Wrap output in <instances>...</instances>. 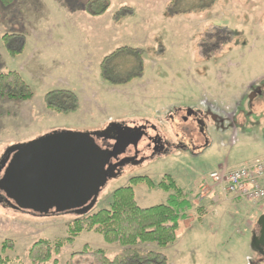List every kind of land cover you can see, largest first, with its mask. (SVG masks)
Segmentation results:
<instances>
[{
  "label": "rangeland",
  "instance_id": "rangeland-1",
  "mask_svg": "<svg viewBox=\"0 0 264 264\" xmlns=\"http://www.w3.org/2000/svg\"><path fill=\"white\" fill-rule=\"evenodd\" d=\"M88 1L14 0L0 7V73H19L32 92L25 101L0 97V159L8 148L54 131L157 125L165 153L122 166L87 214L109 208L113 192L126 186L140 207L168 204L169 193L158 184L171 176L192 208L176 242L159 250L168 264H264L252 248L264 201H236L209 177L264 160V0H215L203 13L176 15L168 13L171 0H110L102 17L85 12ZM125 46L141 50L142 76L110 85L100 63ZM54 90L73 92L78 111L46 108L44 97ZM256 91L262 94L251 97ZM188 110L201 115L184 127ZM136 177L155 186L131 183ZM81 217L0 204V258L31 264L27 255L36 241L65 238ZM8 241L13 248L2 250ZM84 248L103 249L110 258L119 251L101 235L83 232L47 264H90Z\"/></svg>",
  "mask_w": 264,
  "mask_h": 264
},
{
  "label": "trees",
  "instance_id": "trees-1",
  "mask_svg": "<svg viewBox=\"0 0 264 264\" xmlns=\"http://www.w3.org/2000/svg\"><path fill=\"white\" fill-rule=\"evenodd\" d=\"M214 2L215 0H171L168 13H203L212 8ZM13 3L14 0H0V7H9ZM110 5V0H89L84 8L89 16L101 17L107 13ZM15 37L20 38L16 35H5L3 39L9 41ZM143 62L141 50L121 47L101 61V76L110 85L124 86L142 76ZM31 96L30 87L19 73H0L2 99L25 101ZM44 103L46 108L58 114L75 113L79 109L78 97L68 90L48 92ZM7 152L6 150L0 159V167ZM143 182L155 186L147 177L131 179L133 184ZM158 187L169 193L168 204L143 208L138 205L132 186L119 188L113 192L109 208L75 219L67 226L65 238L36 241L28 251V261L31 264H47L64 247L72 245L81 233L93 232L101 235L109 245L118 247L119 251L110 258L103 249L84 248L81 253L91 257L90 264H168L167 256L159 250L176 242L180 223L189 218L188 211L192 204L171 176H166ZM8 242L2 246V250L13 248L12 242ZM146 246H153L155 249ZM53 262L56 263L57 260L54 259ZM0 264H17V261L4 257L0 258Z\"/></svg>",
  "mask_w": 264,
  "mask_h": 264
},
{
  "label": "water",
  "instance_id": "water-1",
  "mask_svg": "<svg viewBox=\"0 0 264 264\" xmlns=\"http://www.w3.org/2000/svg\"><path fill=\"white\" fill-rule=\"evenodd\" d=\"M138 131L112 123L97 132L54 131L7 149L0 167V202L37 215L87 214L106 183L120 174L111 166L119 155L139 154ZM112 140L106 150L97 140ZM252 248L264 258V214L257 220Z\"/></svg>",
  "mask_w": 264,
  "mask_h": 264
},
{
  "label": "built area",
  "instance_id": "built-area-1",
  "mask_svg": "<svg viewBox=\"0 0 264 264\" xmlns=\"http://www.w3.org/2000/svg\"><path fill=\"white\" fill-rule=\"evenodd\" d=\"M211 181L221 185L227 194L253 205L264 201V160L245 164L229 172L219 170L210 174Z\"/></svg>",
  "mask_w": 264,
  "mask_h": 264
},
{
  "label": "flooded vegetation",
  "instance_id": "flooded-vegetation-1",
  "mask_svg": "<svg viewBox=\"0 0 264 264\" xmlns=\"http://www.w3.org/2000/svg\"><path fill=\"white\" fill-rule=\"evenodd\" d=\"M261 94H262V92L259 93V91H256L252 94L251 97L256 98ZM200 115L201 114L198 112L196 114V112L193 113L190 110H188V116L186 115L185 117H181V121H182L181 124H183L182 126L185 127V124L188 123L190 118L194 119L197 123V120H198ZM208 118H210V117H208ZM123 125L127 126L125 124H123ZM128 127L133 128L135 131H138V129L140 127H143L142 135L137 137L136 149L137 148L142 149L145 147V150H143L142 152H140L137 155H135V154H132V155L121 154L118 156V158L116 160L112 159L110 161L109 164L111 166H115V167H117V169H121V167L126 165V164L139 165V164H143V162H145L146 159H148V158H152V157H155L157 155H162L165 153V151H166L165 146H164L165 142H164V139L162 137V133L159 130V128L157 127V125H151V126L140 125V126H135V127H133V126H128ZM184 127H183V129H186ZM97 144L100 147H102L103 149L111 150V149H113L115 142L112 140L99 139V140H97ZM0 204L9 206V203L7 201H4V200L2 202H0ZM16 211H18V210H16Z\"/></svg>",
  "mask_w": 264,
  "mask_h": 264
},
{
  "label": "crops",
  "instance_id": "crops-1",
  "mask_svg": "<svg viewBox=\"0 0 264 264\" xmlns=\"http://www.w3.org/2000/svg\"><path fill=\"white\" fill-rule=\"evenodd\" d=\"M103 16H104V15H103ZM101 17H102V16H101ZM232 197H233V196H232ZM233 199L236 200V201H239V199H235L234 197H233Z\"/></svg>",
  "mask_w": 264,
  "mask_h": 264
}]
</instances>
